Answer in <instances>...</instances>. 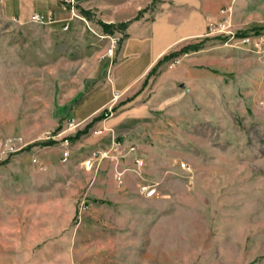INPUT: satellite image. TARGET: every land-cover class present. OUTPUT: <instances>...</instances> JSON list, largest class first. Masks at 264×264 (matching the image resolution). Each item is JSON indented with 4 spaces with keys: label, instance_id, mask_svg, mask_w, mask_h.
Returning <instances> with one entry per match:
<instances>
[{
    "label": "rangeland",
    "instance_id": "374dc122",
    "mask_svg": "<svg viewBox=\"0 0 264 264\" xmlns=\"http://www.w3.org/2000/svg\"><path fill=\"white\" fill-rule=\"evenodd\" d=\"M124 1L76 0L68 28L21 24L0 6V141L20 150L0 147V264H264V0H195L214 3L207 28L223 32L178 45L139 88L114 93L106 125L74 138L93 120L69 118L75 101L110 82L125 35L110 17L134 8ZM70 122L73 155L61 162L60 142H44ZM94 130L137 147L145 166L126 175L135 180L119 185L111 162L85 163L108 138ZM144 185L159 196L146 200ZM117 206L141 215L117 226L100 209ZM112 238L139 240L141 262H112Z\"/></svg>",
    "mask_w": 264,
    "mask_h": 264
},
{
    "label": "crops",
    "instance_id": "0c3cea01",
    "mask_svg": "<svg viewBox=\"0 0 264 264\" xmlns=\"http://www.w3.org/2000/svg\"><path fill=\"white\" fill-rule=\"evenodd\" d=\"M77 1L86 9L91 8L89 6L91 5L90 0ZM120 1L125 2L124 0ZM153 1L128 0L127 5L134 6L130 12H117L118 14L115 15L119 19L110 17L112 21L127 23L124 30L125 35L117 55V62L110 71V82L103 83L82 99L76 100L73 111L72 109L70 111V119H72V115H74L75 119L82 121L94 119L100 115L101 111L108 108L110 104L119 101L114 99L115 92H118L123 97L139 88L149 78L152 71L156 69L163 58L169 55L173 49L188 40L202 37L206 32L209 20L217 16L218 12L213 2L160 0L154 11H152L154 18H148L149 15L146 14L147 7ZM0 6L3 8L5 16L21 24L31 22L35 13L45 15L51 13L54 19L52 24L55 25L66 26L76 19L72 17V14L67 15V8H64L59 0H0ZM138 16L139 18H137ZM126 102H128V98L123 100L122 103L124 104L116 105L117 109L125 105ZM102 122L103 125L107 124V120H101L97 123ZM60 126L62 127V123L58 124V128ZM105 131H107L105 132L106 134H104V131L103 134L107 135L108 138L103 141L104 147H101V149L111 147L112 134H115L114 130ZM117 155L122 157L119 159V168L128 169L124 180L126 178L127 181L132 182L137 178V175L130 174L128 177L126 175L128 173H136L133 170L135 168L132 161L133 155L129 153V148L124 147H120ZM135 155L143 158L138 151ZM105 161L112 163L114 171L116 162L112 159ZM145 199L149 201L155 200V198L149 199L146 197ZM100 209L106 214L108 220L116 221L115 224L117 226L121 224L120 221L125 219V216L141 215L140 207L117 206L114 208L102 207ZM107 247L108 252L116 256L112 262L140 263L142 260L141 242L139 240L112 238L108 241Z\"/></svg>",
    "mask_w": 264,
    "mask_h": 264
},
{
    "label": "built area",
    "instance_id": "2783aa9c",
    "mask_svg": "<svg viewBox=\"0 0 264 264\" xmlns=\"http://www.w3.org/2000/svg\"><path fill=\"white\" fill-rule=\"evenodd\" d=\"M61 5L65 8L70 6V9L72 11V17H77L76 11H75V0H59ZM31 22L36 23V24H43V25H49L54 23V19L52 17V14H42V13H35L32 16ZM69 24L65 26V28H68ZM226 27L225 23H222L218 26L216 25H209L207 28V31L209 34H214V33H221L223 32L224 28ZM120 38L115 39L113 41L112 48L110 50V56H114L115 49H117V45L120 43ZM241 41L244 44H247L250 42L249 35H245L241 37ZM180 60L178 58L173 59L171 63L169 64V68H174L177 64H179ZM119 93L115 92V96H118ZM106 118L109 116L108 111L105 113ZM105 118V119H106ZM72 122L68 124V127H65L62 129H58V132L56 134H50L47 133L46 139L48 141L53 140L56 142H60L61 144V156L60 160L61 162H67L71 157H72V141L70 139V136H67L69 131H72ZM95 135H102L103 130H94L93 132ZM0 147L3 148L4 152L8 154L16 153L19 150V148L16 146V143H14L11 139H7L4 141H0ZM121 147V143L116 140L115 134H112V145L108 149H101V148H96L91 151V156L85 162L86 164H90L91 162H101L104 160L112 159L114 160L115 163V168H114V177L115 180L119 185L124 184V176L125 173L128 171V169H120L119 168V159L121 156L117 155V152L119 151ZM137 152V147L136 146H130L129 147V153L133 155L132 161L135 166L133 170H135L137 173L145 166V161L142 157L135 155ZM122 158V157H121ZM34 163H36L41 170L45 169L46 165L41 162L38 159H34ZM142 193L146 198L152 199L156 198L159 196V191L156 185H144L142 186Z\"/></svg>",
    "mask_w": 264,
    "mask_h": 264
},
{
    "label": "trees",
    "instance_id": "16d2710c",
    "mask_svg": "<svg viewBox=\"0 0 264 264\" xmlns=\"http://www.w3.org/2000/svg\"><path fill=\"white\" fill-rule=\"evenodd\" d=\"M82 13H87L86 11H84V10H82ZM137 18H139V16L137 17ZM136 18V19H137ZM102 25V27L104 28V30L107 32V33H109V34H111L112 32H113V28H114V26H113V24H105V23H102L101 24ZM126 26H127V23H121V27L122 28H126ZM256 32L255 33H257V34H260L263 30H255ZM245 35H248V33H245V32H243V36H245ZM197 47H195V49H196ZM175 55H177V54H169V55H167V56H165L164 58H163V60L159 63V65L161 64V63H163V62H165V61H168L169 59H171L172 57H174ZM133 99L132 98H130V99H128V101H132ZM121 104H124V103H121ZM118 107H115L114 108V110H116ZM105 113H106V110H105V112H102L100 115H98L97 117H95L86 127H85V129L84 130H80V131H78L77 132V134L74 136V138H79V137H81V136H83V135H85V134H87V132H88V130L95 124V123H97L98 121H101V120H104L105 118H106V116H105ZM58 129H61V126L58 128ZM57 142L56 141H53V140H50V141H47V142H45L44 143V145L45 146H51V145H54V144H56Z\"/></svg>",
    "mask_w": 264,
    "mask_h": 264
},
{
    "label": "water",
    "instance_id": "95a60500",
    "mask_svg": "<svg viewBox=\"0 0 264 264\" xmlns=\"http://www.w3.org/2000/svg\"><path fill=\"white\" fill-rule=\"evenodd\" d=\"M181 87L186 88V85L183 83V84H181ZM186 91H189V88H186Z\"/></svg>",
    "mask_w": 264,
    "mask_h": 264
}]
</instances>
